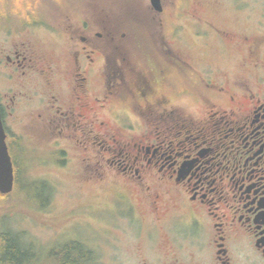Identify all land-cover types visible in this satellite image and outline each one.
I'll return each instance as SVG.
<instances>
[{"label":"flooded vegetation","instance_id":"af4514ba","mask_svg":"<svg viewBox=\"0 0 264 264\" xmlns=\"http://www.w3.org/2000/svg\"><path fill=\"white\" fill-rule=\"evenodd\" d=\"M71 16L47 31L61 41L47 51L36 39L15 40L6 26L0 119L13 188L20 153L29 149L22 145L32 143L18 123L37 129L52 150L39 152L55 160L62 154L68 161L56 146L77 150V182L105 192L110 232L129 230L125 246L136 264H264V77H191L189 63L164 45L150 69L126 66L127 44L107 40L112 28L79 25ZM219 36L229 39L228 32ZM159 54L184 77L161 74ZM116 257L106 264H131Z\"/></svg>","mask_w":264,"mask_h":264},{"label":"rangeland","instance_id":"374dc122","mask_svg":"<svg viewBox=\"0 0 264 264\" xmlns=\"http://www.w3.org/2000/svg\"><path fill=\"white\" fill-rule=\"evenodd\" d=\"M161 6L159 13L149 0H0V44L7 35L6 26L11 25L15 40L29 37L46 51L56 48L61 41L47 31L64 25V14L69 13L79 25L89 22L96 29L112 28L107 40L127 44L122 53L126 66L138 62L150 69L156 63V51L160 48L161 52L164 45L189 63L191 77H264V0H161ZM197 23L210 32L208 39L195 34L200 31ZM225 32L229 39L219 36ZM136 47L142 50L138 52ZM159 56L161 74L184 77L164 62L166 55ZM207 66L213 70L205 74ZM99 114L113 123L114 116L107 110ZM128 116L135 123L131 112ZM15 126L20 132H29L32 143L22 145L29 149L20 153L23 159L18 161L21 174L17 184L0 198V233L18 234L32 245L34 255L25 254L20 264H51L49 253H57L61 244L72 240L94 249L93 261L84 264H106L113 253H117V261L136 264L125 246L131 239L129 230L121 232L118 226L119 230L110 232L112 215L108 211L112 207L107 205L105 192L92 182L82 186L77 182L76 170L81 169L77 150L67 144L56 146L68 154V161L62 154L55 157L57 161L43 154L47 148L52 150L44 148L48 144L41 141L37 129Z\"/></svg>","mask_w":264,"mask_h":264},{"label":"trees","instance_id":"16d2710c","mask_svg":"<svg viewBox=\"0 0 264 264\" xmlns=\"http://www.w3.org/2000/svg\"><path fill=\"white\" fill-rule=\"evenodd\" d=\"M15 173L17 184L18 177L21 174L18 163ZM9 193L0 194V198ZM10 235L11 234L6 230L0 233V264H20L21 259L25 254H33L32 245L23 242L18 234H15L13 237ZM60 246V250L57 253H54V251L49 253L48 259L51 261V264L90 263V252L82 243L72 240L65 244H61Z\"/></svg>","mask_w":264,"mask_h":264},{"label":"water","instance_id":"95a60500","mask_svg":"<svg viewBox=\"0 0 264 264\" xmlns=\"http://www.w3.org/2000/svg\"><path fill=\"white\" fill-rule=\"evenodd\" d=\"M153 9L162 11L161 0H149ZM5 132L0 119V194H7L13 190V166L5 142Z\"/></svg>","mask_w":264,"mask_h":264}]
</instances>
